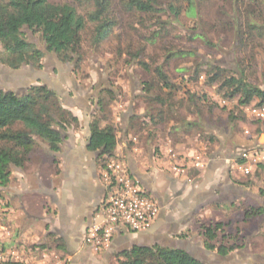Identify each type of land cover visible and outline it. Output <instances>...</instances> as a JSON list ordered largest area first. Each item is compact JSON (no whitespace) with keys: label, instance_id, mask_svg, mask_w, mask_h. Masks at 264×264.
I'll list each match as a JSON object with an SVG mask.
<instances>
[{"label":"rangeland","instance_id":"1","mask_svg":"<svg viewBox=\"0 0 264 264\" xmlns=\"http://www.w3.org/2000/svg\"><path fill=\"white\" fill-rule=\"evenodd\" d=\"M129 1L112 0L111 18L116 25L101 39L96 32L97 25L88 20L95 11L92 1L49 0L53 5L72 6L87 20L86 29L81 33L80 57L70 62H62L56 54L48 53L41 36L28 28L23 31L30 43L45 52L43 64H48V69L52 70L58 61L62 62L83 92L94 90L99 82L98 75H106L102 88L106 85L113 90L117 100L104 111L105 124H113L116 113L118 122L115 126L120 140L121 119L131 104L130 89H135L138 97L134 113L146 119L140 117L133 124L129 148L140 149L146 138L153 139V147L156 146L158 152L161 150L158 155L163 157L164 152L169 158L170 167L165 171L168 175L193 176L194 169L185 164L192 158L191 153L215 155L220 152L228 158L235 150L254 144L264 135H258V130L264 127L246 111L256 102L239 106V99L225 98V93L219 92L218 84L206 85L207 72L217 65L228 74L230 71L243 74L247 82L264 91V0H157L158 11L153 14L130 10ZM252 24L257 29L249 28ZM239 31L242 36L238 35ZM138 53H141L139 59H134L133 55ZM157 68H162L178 89L173 101L163 107L164 119H158L159 123L154 125L148 116H159L162 107L145 98L144 86L156 80ZM198 69L201 73L195 79ZM160 84L156 83L151 96L169 93L167 90L159 92ZM0 90L5 89L0 86ZM192 95L200 99L193 103ZM184 122L196 124L198 128L184 131L181 128ZM205 136L215 138L216 142L209 143ZM160 138L166 150L159 145ZM193 160L196 161V156ZM118 161L124 160L115 156L109 158L104 163V174L112 162ZM174 166L179 167L180 173ZM228 169L232 183L240 188V192L230 195V199L212 201L181 237L199 242L206 248V228L210 227L216 233L213 244L237 247L230 254L236 257L224 262L198 254L199 259L207 264H264V168L246 175L230 162ZM103 180L105 182L104 176ZM256 210L261 213L245 216ZM218 225L221 227L216 229ZM90 234L85 242L99 253L104 251L105 245L97 247L96 243H89ZM99 237L102 241L103 234Z\"/></svg>","mask_w":264,"mask_h":264},{"label":"crops","instance_id":"2","mask_svg":"<svg viewBox=\"0 0 264 264\" xmlns=\"http://www.w3.org/2000/svg\"><path fill=\"white\" fill-rule=\"evenodd\" d=\"M48 66L43 64L42 71L32 66L19 70L0 66L2 89L23 93L31 86H47L79 121L77 128L61 130L63 141L57 153L37 140L25 167L12 168L10 184L0 187V264H119L122 255L136 247L184 246L206 251L201 243L181 235L212 201L240 192L228 169L234 154L226 158L220 152L191 153L196 161L182 162L194 169L193 176L168 175L169 158L164 152L163 157L158 155L161 150L153 147V139L146 138L140 149L129 148L133 124L143 117L134 113L138 94L133 88L128 112L121 119L122 138L119 134L115 157L124 160L140 188L159 203L160 214L148 231L117 232L100 253L85 242L90 230L103 223L108 195L101 158L90 150V125L100 112V94L108 90L106 85L102 88L107 77L98 75L95 89L83 92L62 62L52 70ZM113 117L117 125L116 113ZM158 143L166 150L163 139Z\"/></svg>","mask_w":264,"mask_h":264},{"label":"trees","instance_id":"3","mask_svg":"<svg viewBox=\"0 0 264 264\" xmlns=\"http://www.w3.org/2000/svg\"><path fill=\"white\" fill-rule=\"evenodd\" d=\"M90 1L94 3L95 11L89 15L88 20L97 25L98 37L103 39L102 37L116 25L111 18L112 0ZM238 1L240 0H236ZM127 6L133 11L153 14L158 11L159 4L157 0H130ZM86 26L87 20L69 5H53L49 0H0V65L11 70H19L24 66L42 70L46 54L26 39L23 31L25 28L41 36L47 52L56 54L62 62L66 63L79 58L81 33ZM249 28L257 29L253 24ZM238 35L242 36L240 31ZM141 53L133 55V58L139 59ZM200 73L198 69L195 79H198ZM156 74V80L144 86L145 98L162 107L159 116L155 114L148 116L154 125L159 123L158 119L161 121L164 119L163 107L173 101L178 89L162 68H157ZM206 77H208L206 85L218 84L219 92H224L225 98L239 99V106L246 107L253 102L260 107L264 106V91L247 82L243 74L240 75L234 71L228 74L227 71L215 65L207 72ZM156 83H161L159 92L167 90L169 93L151 96V93L156 90ZM203 98L206 100L205 96ZM198 99L200 97L196 95L191 96L193 103H196ZM116 100L113 90L103 91L98 100L100 112L93 116L90 125V150L101 154L99 157L102 169L105 167L104 163L115 156L118 145L117 127L113 124L103 126L106 122L103 113ZM255 122L264 127L263 120ZM78 126V118L63 107L58 94L47 86H31L20 94L11 90H0V187L10 184L12 168L25 167L37 148V140L46 143L51 152L57 153L63 141L61 130ZM193 127L198 128V125L184 122L181 126L184 131H190ZM262 133L264 129L258 130V135ZM205 140L209 143L216 142V139L211 136H205ZM260 213V210H256L245 213V216L254 217ZM219 227L221 226L218 225L216 229ZM214 230L210 227L206 228V250L221 257H227L238 249L235 246L213 244L216 240ZM119 264L207 263L197 260L183 250L153 246L131 249L122 255Z\"/></svg>","mask_w":264,"mask_h":264},{"label":"built area","instance_id":"4","mask_svg":"<svg viewBox=\"0 0 264 264\" xmlns=\"http://www.w3.org/2000/svg\"><path fill=\"white\" fill-rule=\"evenodd\" d=\"M246 111L255 121H264V106L253 104ZM232 162L246 175L260 172L264 168V135L254 144L235 150ZM175 170L180 173L179 167ZM104 177L108 195L104 201L103 223L90 230L89 238V243H96L97 247L102 244L108 247L114 235L123 230L133 233L150 230L160 214L159 203L140 188L123 161L112 162ZM100 234H103L102 241Z\"/></svg>","mask_w":264,"mask_h":264},{"label":"water","instance_id":"5","mask_svg":"<svg viewBox=\"0 0 264 264\" xmlns=\"http://www.w3.org/2000/svg\"><path fill=\"white\" fill-rule=\"evenodd\" d=\"M101 154H98V156H100ZM175 249H178V250H183L185 252H187L189 255H191L192 257L196 258L197 260L201 261V262H204L206 263V261L202 260V259H199L197 257L198 254H204V255H207V256H213L214 258H218L220 260H223L224 262H229L231 261L232 259H234L236 257L235 256H227V257H221L219 255H217L216 253H213V252H210L208 250L206 251H200V250H197L193 247H181V246H177L175 247Z\"/></svg>","mask_w":264,"mask_h":264},{"label":"flooded vegetation","instance_id":"6","mask_svg":"<svg viewBox=\"0 0 264 264\" xmlns=\"http://www.w3.org/2000/svg\"><path fill=\"white\" fill-rule=\"evenodd\" d=\"M16 93L20 94L19 92H16ZM23 93H24V92H23ZM234 194H235V193H232V192H231V195H232V196H235Z\"/></svg>","mask_w":264,"mask_h":264}]
</instances>
